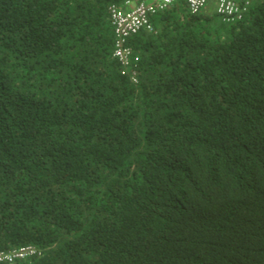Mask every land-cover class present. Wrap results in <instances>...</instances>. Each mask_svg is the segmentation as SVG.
I'll use <instances>...</instances> for the list:
<instances>
[{"label": "trees", "instance_id": "obj_1", "mask_svg": "<svg viewBox=\"0 0 264 264\" xmlns=\"http://www.w3.org/2000/svg\"><path fill=\"white\" fill-rule=\"evenodd\" d=\"M139 1L0 0V251L37 250L18 264L260 263L239 180L264 167V0H174L125 69L110 8Z\"/></svg>", "mask_w": 264, "mask_h": 264}, {"label": "built area", "instance_id": "obj_2", "mask_svg": "<svg viewBox=\"0 0 264 264\" xmlns=\"http://www.w3.org/2000/svg\"><path fill=\"white\" fill-rule=\"evenodd\" d=\"M189 11L196 14L207 4V0H186ZM173 0H140L139 2H128L129 9H123L117 6H111L110 13L113 19L115 30L114 57L118 62L129 69L133 63V52L128 45V39L139 32L141 29H152L150 18L159 10L167 8ZM218 11L222 14H233L237 11L239 0H218ZM136 60V58H135ZM136 73H133L132 79L136 81ZM35 253L32 247H24L14 250L10 253H0V264L4 261L13 263L16 259L27 257Z\"/></svg>", "mask_w": 264, "mask_h": 264}, {"label": "clouds", "instance_id": "obj_3", "mask_svg": "<svg viewBox=\"0 0 264 264\" xmlns=\"http://www.w3.org/2000/svg\"><path fill=\"white\" fill-rule=\"evenodd\" d=\"M173 3H174V0L165 9H169L170 7H172ZM207 3H208V0H207ZM215 3H216V8H217L216 11L219 12L218 11V4H217L218 3V0H216ZM206 6H207V4L202 8V10ZM165 9H163V10H165ZM159 11H161V10H159ZM157 13H155L154 15H152L151 18L153 16H155ZM151 18H150V21H151ZM151 24H152V21H151ZM141 30H146V31H149L150 32V31L153 30V24H152V29L151 30H148V29H141ZM115 40H116V36H115ZM114 46H115V44H114ZM113 53H114V49H113ZM134 57L135 58L137 57V60L139 59L138 56H134V52H133V58ZM113 58H115L114 57V54H113ZM245 172L248 173L249 175H243V177L239 180V182H241V184H242V186H241V190L242 191L240 193V196L249 195L248 201L255 198V201L258 203V205H262L263 206V209H262L260 206L254 205L251 202H247V204L244 205V206H242L239 209L238 212L235 211L237 215H239L241 218L244 219V221H245V223L247 225L248 222H250L251 217H252L251 214H248V216L245 215L244 209H246L247 207H251V208H254L255 206L258 207V212H255V214L253 215V218H256L259 214H262L263 217H264V203H263L264 167L262 169H260V167L255 166L251 170H248V171H245ZM246 176H247L248 179H250V185H246L245 184V177ZM182 191H183V189L177 188V193L182 192ZM212 244H216V243H212ZM245 246L246 247H244L243 250H242V257H243L244 252L246 251L245 254H244V257H249L248 259H258V260H260V263L259 264H264V256L260 253V251L264 252V243L262 241L259 242V243L255 242V241L254 242H246L245 241ZM24 247H32V248L35 249V252L37 251L36 248L33 245H24V246H21L19 248H16V249H13V250H10V251H0V253H10V252H12L14 250H17V249H20V248H24ZM33 255L34 254H31V255H29L27 257L20 258V259H16L13 263H10L8 261H4L1 264H18L19 261L24 260V259H27L28 257H31Z\"/></svg>", "mask_w": 264, "mask_h": 264}, {"label": "rangeland", "instance_id": "obj_4", "mask_svg": "<svg viewBox=\"0 0 264 264\" xmlns=\"http://www.w3.org/2000/svg\"><path fill=\"white\" fill-rule=\"evenodd\" d=\"M214 3V2H213Z\"/></svg>", "mask_w": 264, "mask_h": 264}]
</instances>
